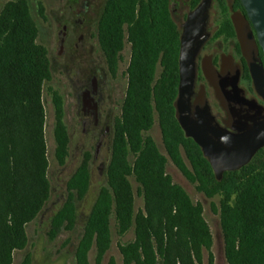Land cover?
Listing matches in <instances>:
<instances>
[{
    "label": "trees",
    "instance_id": "obj_1",
    "mask_svg": "<svg viewBox=\"0 0 264 264\" xmlns=\"http://www.w3.org/2000/svg\"><path fill=\"white\" fill-rule=\"evenodd\" d=\"M215 1L223 15L215 38H236L229 0ZM201 2L190 0L191 8ZM171 4L172 0H107L100 16L98 42L111 76H117L126 42L131 45V61L122 113L114 125L107 185L100 189L86 222L75 253L76 264H89L94 245L100 264L111 244L113 209L118 233L125 235L132 228L135 233L132 242L119 246L123 264H203V251L211 250L213 236L203 206L195 204L167 174L169 160L206 197L222 196L220 214L227 264H264V149L250 164L226 172L218 180L202 148L186 137L176 118L181 30ZM233 5L246 15L240 0H234ZM37 38L28 2L8 3L0 14V124L8 111L17 109L26 120L30 150L39 166L36 180L42 186L44 200L19 195L16 181L9 177L5 208L0 213V264H13L14 253L25 248L26 226L40 214L50 193L41 93L44 84L52 80V68L48 52ZM243 79L248 85L252 82L246 64ZM53 97L57 157L63 166L69 154V132L62 96L54 91ZM156 116L167 156L151 136H145L155 125ZM90 162V155L85 154L69 179L66 200L51 220V239L77 225L78 202L86 198L91 186ZM130 177L140 185L145 201L144 210L137 213ZM208 264H215L212 253Z\"/></svg>",
    "mask_w": 264,
    "mask_h": 264
},
{
    "label": "rangeland",
    "instance_id": "obj_2",
    "mask_svg": "<svg viewBox=\"0 0 264 264\" xmlns=\"http://www.w3.org/2000/svg\"><path fill=\"white\" fill-rule=\"evenodd\" d=\"M13 1L17 0H0V14L5 6ZM25 1L28 2L31 17L38 29L37 43L46 48L52 68V80L44 84L41 93L50 193L40 214L26 226V246L23 250H17L14 253L13 264H76L75 253L83 237L86 222L100 189L107 185L106 171L112 156L114 125L121 116L128 87L127 69L131 61V45L128 42L125 43L117 76L112 77L98 42V23L107 0ZM233 2L229 0V5ZM210 4V32L213 34L220 27L223 15L215 0H210ZM189 11L190 0H172L173 18L181 30L184 29L183 24L186 22ZM64 33H67V38L62 52L59 42L64 37ZM216 45V40H213L206 54H210ZM223 48L227 50L229 46L225 44ZM160 72L161 67H158L157 77ZM94 75L97 76L99 89L97 99L100 105V130H95L93 123L83 120L82 116V94L91 87ZM209 79L207 78V81L210 82ZM207 81L202 82L205 87L204 103L211 106L214 113L222 112L220 100L216 98ZM54 91L62 96L64 120L70 139L69 154L63 166L60 165L57 157ZM155 119V125L145 133V136H151L161 153L167 156L157 116ZM107 128L109 131L96 157L100 133L104 134ZM29 136L26 120L20 115L18 109L14 112L8 111L0 124V213L5 208L4 195L9 177H13L16 181L19 195L31 197L35 201L44 200L42 186L36 180L39 166L31 153ZM85 154L91 157L92 178L86 198L78 202V223L73 230L64 229L57 238L51 239L49 236L51 220L65 202L67 183L82 163ZM262 155L264 156V153ZM129 160L133 163L134 157L130 155ZM166 172L175 184L180 185L188 193L195 204L200 203L203 206V216L213 236L211 250L203 251V264H208L210 253L214 256L215 264H227L220 214L222 196L206 197L197 190L196 184L189 182L170 160L166 166ZM129 180L135 194V212L137 213L144 210L145 201L140 194V185L136 179L130 177ZM110 232L111 244L101 258L100 264H111V262L123 264L119 246L134 240V228L127 234L120 235L113 209L110 217ZM98 255L94 245L88 255L89 264H97Z\"/></svg>",
    "mask_w": 264,
    "mask_h": 264
},
{
    "label": "water",
    "instance_id": "obj_3",
    "mask_svg": "<svg viewBox=\"0 0 264 264\" xmlns=\"http://www.w3.org/2000/svg\"><path fill=\"white\" fill-rule=\"evenodd\" d=\"M240 1L246 15L236 11L231 19L242 54L248 64L253 88L264 100V0ZM210 5V0H202L184 25L179 58V95L175 107L176 118L186 137L192 138L202 148L216 178L222 180L226 172L241 170L264 149V122L253 127L243 124L235 128L230 125L231 129L237 131L233 132L216 123L209 109H199L196 113L192 111L191 100L197 75L196 57L209 38L206 28ZM260 50L263 52V58L260 56ZM206 76L215 87L221 106L228 110L231 99L225 93L227 79L213 69L207 72ZM229 81L238 96L242 92L239 87L240 72H236Z\"/></svg>",
    "mask_w": 264,
    "mask_h": 264
},
{
    "label": "flooded vegetation",
    "instance_id": "obj_4",
    "mask_svg": "<svg viewBox=\"0 0 264 264\" xmlns=\"http://www.w3.org/2000/svg\"><path fill=\"white\" fill-rule=\"evenodd\" d=\"M171 9H172V4H171ZM195 9H192L190 5V11L186 16V21L189 15ZM230 11H231L230 18L234 12L238 11L234 9L233 3L232 5H229V12ZM185 23L183 24V27ZM219 29L220 27L217 29L215 33L212 34L210 32V19L208 18L206 33L209 35V38L201 47L196 57L197 75L195 80L194 95L191 100L192 111L196 113V111L199 109L201 110L207 108L211 112L216 123H218L221 127L225 129H228L233 132H237L234 129H231V126L238 128L243 124H246L248 126L253 127L264 122V100L255 92L253 88V82H251V84L248 85V83H246L243 79L245 72V64L247 65V67L248 64L242 54V50L240 47L237 34H236V38L226 37L225 35L215 38L216 33L218 32ZM183 31L184 29L181 30V35L183 34ZM66 38H67V33H64V37L59 42L62 52L65 47ZM213 40H216L217 45L212 48L210 54H206V51H208L207 49L211 45ZM225 44L226 46L227 45L229 46L227 50L223 48ZM261 55H263L262 50H260V56ZM211 69H213V71H215L221 77H225L227 79L225 81L226 83L225 93L227 94L226 96H229L231 99L230 103H228L229 111L221 106L220 101H219V105L222 112L219 113H214L211 106H208L204 103L205 87L204 85H202V82L205 80L207 81L206 73L210 72ZM236 72H240L239 87L240 89H242V92L238 96H236L235 92L233 91V87L231 86V84H229L230 82L229 79H231V77H233ZM207 84L212 88L216 98L218 99L215 87L211 85L209 81H207ZM98 95H99V89L97 84V76L94 75L92 78L91 87L86 89L82 94L81 104H82L83 120H87V121L89 120L90 122H92L95 130H100V105L97 99ZM105 131L106 132L104 134L100 133L99 136L100 140L97 147L98 150L96 157L99 154V148L104 143V137L106 133H108L109 128H107ZM90 168H91V162H90Z\"/></svg>",
    "mask_w": 264,
    "mask_h": 264
}]
</instances>
